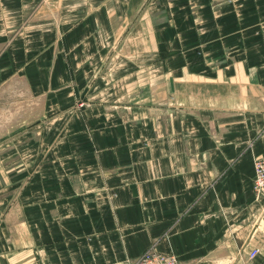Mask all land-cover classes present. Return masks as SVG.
<instances>
[{"label":"crops","instance_id":"crops-1","mask_svg":"<svg viewBox=\"0 0 264 264\" xmlns=\"http://www.w3.org/2000/svg\"><path fill=\"white\" fill-rule=\"evenodd\" d=\"M259 155L264 0H0V264H264Z\"/></svg>","mask_w":264,"mask_h":264},{"label":"built area","instance_id":"built-area-1","mask_svg":"<svg viewBox=\"0 0 264 264\" xmlns=\"http://www.w3.org/2000/svg\"><path fill=\"white\" fill-rule=\"evenodd\" d=\"M255 176L253 180V190L257 201L263 203L264 207V155H259L254 159ZM260 217L264 218V210ZM258 253V249L251 252V258ZM132 264H182L181 261L172 254L162 253L155 250L146 251L139 259Z\"/></svg>","mask_w":264,"mask_h":264},{"label":"rangeland","instance_id":"rangeland-1","mask_svg":"<svg viewBox=\"0 0 264 264\" xmlns=\"http://www.w3.org/2000/svg\"><path fill=\"white\" fill-rule=\"evenodd\" d=\"M127 47V46H126ZM126 47H124V48H126ZM120 50H122V48H120ZM84 104V103H83Z\"/></svg>","mask_w":264,"mask_h":264}]
</instances>
